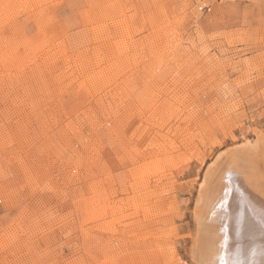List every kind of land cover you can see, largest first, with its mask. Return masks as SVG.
Returning <instances> with one entry per match:
<instances>
[{
    "label": "rangeland",
    "instance_id": "374dc122",
    "mask_svg": "<svg viewBox=\"0 0 264 264\" xmlns=\"http://www.w3.org/2000/svg\"><path fill=\"white\" fill-rule=\"evenodd\" d=\"M259 133L264 0H0V264H194Z\"/></svg>",
    "mask_w": 264,
    "mask_h": 264
},
{
    "label": "bare ground",
    "instance_id": "6f19581e",
    "mask_svg": "<svg viewBox=\"0 0 264 264\" xmlns=\"http://www.w3.org/2000/svg\"><path fill=\"white\" fill-rule=\"evenodd\" d=\"M195 205L190 250L194 264H264L261 133L255 145L248 141L241 148L220 152L207 169Z\"/></svg>",
    "mask_w": 264,
    "mask_h": 264
}]
</instances>
